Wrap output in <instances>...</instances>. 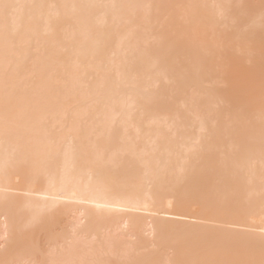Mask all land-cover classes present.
Returning a JSON list of instances; mask_svg holds the SVG:
<instances>
[{
	"label": "bare ground",
	"instance_id": "1",
	"mask_svg": "<svg viewBox=\"0 0 264 264\" xmlns=\"http://www.w3.org/2000/svg\"><path fill=\"white\" fill-rule=\"evenodd\" d=\"M0 264H264V0H0Z\"/></svg>",
	"mask_w": 264,
	"mask_h": 264
}]
</instances>
